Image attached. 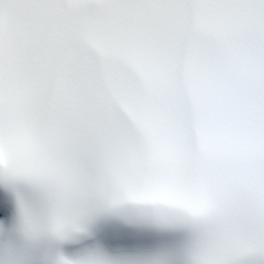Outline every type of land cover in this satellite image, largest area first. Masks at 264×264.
Listing matches in <instances>:
<instances>
[{
    "label": "snow or ice",
    "instance_id": "snow-or-ice-1",
    "mask_svg": "<svg viewBox=\"0 0 264 264\" xmlns=\"http://www.w3.org/2000/svg\"><path fill=\"white\" fill-rule=\"evenodd\" d=\"M0 264H264V0H0Z\"/></svg>",
    "mask_w": 264,
    "mask_h": 264
}]
</instances>
